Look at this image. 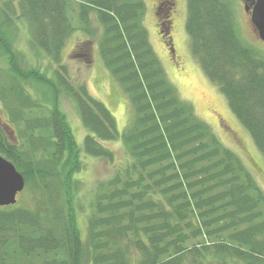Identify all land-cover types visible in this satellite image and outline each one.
<instances>
[{"label": "trees", "instance_id": "trees-1", "mask_svg": "<svg viewBox=\"0 0 264 264\" xmlns=\"http://www.w3.org/2000/svg\"><path fill=\"white\" fill-rule=\"evenodd\" d=\"M171 1L159 0L163 11L154 13L169 48ZM186 9L191 54L264 157V56L240 39L229 0H186ZM145 10L144 0L1 3L0 154L22 174L29 200L19 202L21 192L0 206V264H264V194L178 95L149 41ZM90 14L101 28V63L131 105L121 132L62 61L76 29L96 34ZM16 18L34 52L24 63L14 44ZM80 44L90 43L75 41L69 54L82 55ZM40 52L54 64L50 76L36 65ZM61 95L86 130L81 144ZM116 139L126 162L96 183L80 230L73 206L80 151L113 162L101 141Z\"/></svg>", "mask_w": 264, "mask_h": 264}, {"label": "rangeland", "instance_id": "rangeland-1", "mask_svg": "<svg viewBox=\"0 0 264 264\" xmlns=\"http://www.w3.org/2000/svg\"><path fill=\"white\" fill-rule=\"evenodd\" d=\"M4 1L0 0V6ZM10 1L15 5L17 4V0ZM144 1L146 10L143 24L147 30L149 41L162 62L169 80L175 86L178 95L192 105L194 113L209 125L217 139L240 158L264 194L263 155L255 146L247 130L229 109L225 96L205 75L197 60L191 54L189 38L185 30L186 0H175L176 11L173 12V8L170 9L169 34L174 47L173 56L175 58H172L168 51L169 46L167 47L164 44L157 33L153 13L155 0ZM238 2L237 0H231L236 31L242 42L264 56V41L258 37L256 28L243 13L240 5L238 6ZM252 9L253 7L251 12ZM157 11L161 13L163 7L159 6ZM90 17L96 34L88 37L79 29H76L63 48L62 61L67 66L69 78L74 83L85 82L89 92L104 102L115 116L118 130L121 132L125 124L129 122L130 116H132L131 105L126 95L119 88L118 83L101 63L97 50V39L101 28L93 19L92 14H90ZM16 21L19 23V33L14 40V44L23 53L20 58L24 63V59L27 62L29 59L34 58V52H31L26 44L27 34L25 28L21 25L22 22L17 18ZM84 40L90 43L80 44L84 53L82 52V55H70L69 52L75 41L79 43ZM38 57L36 65L40 66L46 75L50 76L54 64L49 62L48 57L43 52H40ZM60 104L66 119L72 127L76 142L81 144L86 130L82 126L73 104L64 95L60 97ZM101 143L113 151V162L94 158L80 151L83 166L76 174V178L79 179V187L76 198L75 196L73 198V206L77 213L80 230L85 227L84 222L90 211V203L94 198L96 183L109 177L112 174V169L125 163L127 159V153L121 140L101 141ZM28 200L27 189L24 187L22 194L19 196V202L27 203Z\"/></svg>", "mask_w": 264, "mask_h": 264}, {"label": "water", "instance_id": "water-1", "mask_svg": "<svg viewBox=\"0 0 264 264\" xmlns=\"http://www.w3.org/2000/svg\"><path fill=\"white\" fill-rule=\"evenodd\" d=\"M251 22L258 37L264 41V0H256L251 12ZM174 52V48H171ZM13 136V131H9ZM24 178L15 166L0 155V206L14 204L16 195L24 187Z\"/></svg>", "mask_w": 264, "mask_h": 264}, {"label": "flooded vegetation", "instance_id": "flooded-vegetation-1", "mask_svg": "<svg viewBox=\"0 0 264 264\" xmlns=\"http://www.w3.org/2000/svg\"><path fill=\"white\" fill-rule=\"evenodd\" d=\"M229 1L231 2V0H229ZM255 1L256 0H239V2H238V0H237L238 6L240 5V8L243 9V13L248 17L249 21H250L251 8L253 7ZM158 4H159V0H155V6H154V9H153V13H157V10H158L159 5H160V4L159 5ZM171 8H173V12L176 11V1L175 0L171 1V4L169 6V11H170ZM162 24H163V22H159V27ZM173 54H171L172 58H175V56H173Z\"/></svg>", "mask_w": 264, "mask_h": 264}]
</instances>
